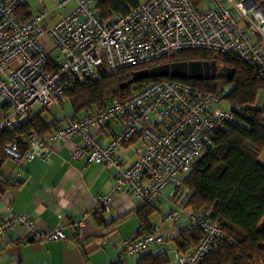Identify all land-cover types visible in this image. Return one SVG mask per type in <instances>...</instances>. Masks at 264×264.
Masks as SVG:
<instances>
[{
  "label": "built area",
  "instance_id": "1",
  "mask_svg": "<svg viewBox=\"0 0 264 264\" xmlns=\"http://www.w3.org/2000/svg\"><path fill=\"white\" fill-rule=\"evenodd\" d=\"M35 1L40 8L21 21L16 11L27 0H0V105L6 107L0 109V134L26 122L37 107L60 108L64 94L84 79L97 80L102 72L184 50L233 57L264 79V0H202L198 10L189 0H147L106 21L93 9L101 0H52L58 8L74 5L48 27L43 0ZM45 37L59 52L53 60L42 42ZM224 98V90L204 92L178 81H156L83 117L68 116L65 126L44 139L34 132L16 135L3 153L17 162L47 161L53 142L76 138L74 158L86 152L88 163L114 168L110 192L97 196L91 212H82L78 222L83 225L88 215L109 209L111 198L122 190L132 192L138 203H149L163 190L179 186L215 134L235 119L237 108L226 107ZM115 121L121 127L110 141L93 138L95 130ZM133 138L141 141L139 157L123 169L118 151ZM183 215L181 209L170 210L164 217L170 227L156 226L146 237L122 239L123 254L134 257L164 243ZM186 216L203 238L190 252L176 255L174 262L200 264L214 241L225 236L210 220V211ZM34 223L29 216L12 214L0 220V237L21 228L32 240H65L62 230L35 228Z\"/></svg>",
  "mask_w": 264,
  "mask_h": 264
},
{
  "label": "trees",
  "instance_id": "2",
  "mask_svg": "<svg viewBox=\"0 0 264 264\" xmlns=\"http://www.w3.org/2000/svg\"><path fill=\"white\" fill-rule=\"evenodd\" d=\"M189 1L196 10L202 2ZM138 4L137 0H101L93 9L101 20L106 21L115 15L128 13ZM30 15L27 2L21 4L16 11V17L21 21ZM52 50L48 55L50 59ZM190 61H216L218 65L216 78L213 80L164 78L129 82L130 74L134 71L164 63ZM227 68L233 69L231 79L227 77ZM161 80L189 84L204 92L224 90L226 107L237 108L235 119L215 134L208 149L193 161L189 172L180 178L179 186L172 190L170 202L173 207L170 210L181 209L184 212L181 221L185 219L186 223L180 226V221L177 227L171 226L172 231L165 243L171 241L177 255L193 250L203 238V232L188 222L186 214L210 211V220L222 228L225 238L214 241L200 264L264 263V165L259 161V156L264 150V108L263 98L258 97L259 92L264 96V79L255 73L253 67L233 57L215 55L205 50H184L140 66L102 72L100 79L97 80L84 79L64 94L65 101L72 106L71 116L75 117L80 113L86 115L93 110L102 109L112 99L123 100L134 91ZM122 83L123 88L120 87ZM5 108L0 105L1 110ZM47 110L40 108L34 111L26 122H21L0 134V196L13 181L11 177L2 173L3 165L9 159L4 155L3 147L16 141V135L25 137L34 132L39 139H44L57 130L63 118L53 117L46 121L43 114ZM135 140L136 138H133L128 145ZM21 149L23 152L26 151L23 147ZM15 184L21 183L19 181ZM124 191L134 196L137 205L132 212L138 219L137 230L132 237L126 238L146 237L156 226L170 227L171 223L164 220L170 210L163 214V223L153 225L151 222V219L161 211L155 204L159 196L154 202L138 203L135 195L129 190H122L119 193ZM130 213L114 219L108 227L125 220ZM120 253L123 254L122 251ZM111 264L129 262L120 259ZM133 264H169L167 250L158 253L151 250L144 252L137 255Z\"/></svg>",
  "mask_w": 264,
  "mask_h": 264
},
{
  "label": "crops",
  "instance_id": "3",
  "mask_svg": "<svg viewBox=\"0 0 264 264\" xmlns=\"http://www.w3.org/2000/svg\"><path fill=\"white\" fill-rule=\"evenodd\" d=\"M66 9L63 15L71 8ZM55 22L46 26L44 21V27ZM84 115L80 113L75 117ZM68 116H71L70 113L63 112L59 127L66 125ZM53 117L59 118L51 116L49 120ZM120 127L119 122H111L95 130L92 136L106 144ZM76 142V138L53 142L47 161L11 160L9 167L5 170L2 168V173L13 181L0 196V220L12 214L26 215L34 219L35 228L59 229L66 238L58 241L32 240L25 230L13 229L0 237V264H111L122 259L113 254L121 248L119 241L132 237L138 228V219L132 212L136 208V201L127 191L116 194L109 209L99 215H88L84 224L79 225L82 212L94 209L97 196L110 192L115 169L88 163L86 152L74 158L72 150ZM140 144L141 141L136 138L119 149L118 158L123 169L139 157L136 150ZM259 161L264 165V150ZM19 181L21 184L16 185L15 182ZM164 192L155 203L161 211L151 219L153 225L163 223V214L173 207L170 202L172 191ZM161 199L164 205H161ZM129 212L125 220L108 227L114 219ZM185 223L183 219L180 226ZM108 247H113L115 252L108 255ZM161 251L164 250L159 249L156 253ZM119 254L124 257L122 253ZM176 255L173 249V253L168 255L169 264H175Z\"/></svg>",
  "mask_w": 264,
  "mask_h": 264
},
{
  "label": "water",
  "instance_id": "4",
  "mask_svg": "<svg viewBox=\"0 0 264 264\" xmlns=\"http://www.w3.org/2000/svg\"><path fill=\"white\" fill-rule=\"evenodd\" d=\"M218 65L212 62H171L155 65L150 68L140 69L130 74V83L140 82L146 79H189V80H210L215 79ZM227 77L231 79L233 69H226ZM124 87V83L121 84Z\"/></svg>",
  "mask_w": 264,
  "mask_h": 264
},
{
  "label": "rangeland",
  "instance_id": "5",
  "mask_svg": "<svg viewBox=\"0 0 264 264\" xmlns=\"http://www.w3.org/2000/svg\"><path fill=\"white\" fill-rule=\"evenodd\" d=\"M146 1L147 0H137L138 3H143V2H146ZM27 2L30 4V9H31L30 11L32 13L40 8L39 4L35 0H27ZM43 3H44L45 12H46V15H47V17H46L47 19H45V23H46L45 25L46 26L51 24V23H53V22H55V20H57L59 17H61L65 13V11L67 10L66 8H71V6H72V3H69L63 8H58L56 6V4L52 0H43ZM42 42H43L46 50L51 51L53 49L52 46H51V43L47 39H43ZM51 55L53 57H57V56H59V52L57 50H52ZM258 97L259 98H263L262 103H263V108H264V96H263L262 92L258 93ZM39 109H40V107H37V108L34 109V111H37ZM72 110L73 109H72L71 104L69 102H64L62 104L61 108H57L56 107V108H52L50 110L48 109L47 111H45L44 114H43V118L46 121L49 120V118L51 116H55V117H59L60 118L63 115V112H64V114L72 113ZM151 119L154 120L155 118H151ZM10 161H11L10 159H7L6 163L3 165V170H5V168L9 167ZM164 191L166 192L167 190L165 189V190H163V192ZM163 192L161 194H163ZM160 202H162L161 205H164L162 199L160 200ZM163 208H164V206H163ZM165 208L167 209L168 206H165ZM48 241H50V240H48ZM56 241H58V240H56ZM120 242L121 241H119V244H120ZM120 249L118 251H116L117 253L113 254V256L114 255L115 256H120L122 259H126V261H128L129 264H133L135 262V259H136L137 256L127 257V258H126V256H124L125 257L124 258L123 256H121V254H119L121 252ZM159 249L160 250H167L168 251V255H170V253H173V244H172L171 241H168L166 243H163V245H161V247H160V245H156V246H154L152 248V252L156 253ZM112 252H115L113 247H112V249L110 247H108V255H109V253H112Z\"/></svg>",
  "mask_w": 264,
  "mask_h": 264
},
{
  "label": "flooded vegetation",
  "instance_id": "6",
  "mask_svg": "<svg viewBox=\"0 0 264 264\" xmlns=\"http://www.w3.org/2000/svg\"><path fill=\"white\" fill-rule=\"evenodd\" d=\"M217 72H218V70H217ZM217 72H216V74H217ZM216 78V77H215Z\"/></svg>",
  "mask_w": 264,
  "mask_h": 264
}]
</instances>
